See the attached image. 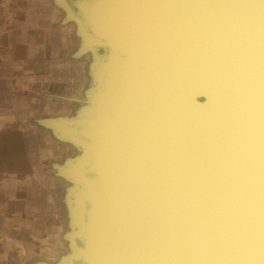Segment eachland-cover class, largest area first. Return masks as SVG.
<instances>
[{
    "label": "water",
    "instance_id": "95a60500",
    "mask_svg": "<svg viewBox=\"0 0 264 264\" xmlns=\"http://www.w3.org/2000/svg\"><path fill=\"white\" fill-rule=\"evenodd\" d=\"M61 5L105 54L51 121L79 153L57 264H264V0Z\"/></svg>",
    "mask_w": 264,
    "mask_h": 264
},
{
    "label": "crops",
    "instance_id": "0c3cea01",
    "mask_svg": "<svg viewBox=\"0 0 264 264\" xmlns=\"http://www.w3.org/2000/svg\"><path fill=\"white\" fill-rule=\"evenodd\" d=\"M60 1H0V163L9 162L6 166L0 165V183L12 185L20 181L16 190H11L12 195L9 191L6 194L16 198L18 195L34 197L37 210L43 205L32 191L41 193L46 187L42 185L41 176L34 175L36 178L32 181L29 174L52 171L44 164L43 157L46 151H55L51 149L49 137L52 132L47 134L38 127L47 122L55 125L51 123L56 121L54 119L74 117L78 107L72 116L63 114L62 107H67L62 106L61 98L67 101L69 96H83L87 87L78 89L79 80L87 79L88 84L90 78L89 62L79 64L78 60L91 56V52L83 45L79 50L76 24L66 16ZM14 172L19 175H12ZM30 200L24 199L21 207L16 202L11 210L0 200V204H4L1 219L7 222L12 212H16V218L19 215L17 224L25 222L21 219H30L25 214ZM4 226L8 225L4 223ZM33 228L38 230L37 226ZM20 243L14 240L5 252L10 254L15 248L23 251L18 248Z\"/></svg>",
    "mask_w": 264,
    "mask_h": 264
},
{
    "label": "rangeland",
    "instance_id": "374dc122",
    "mask_svg": "<svg viewBox=\"0 0 264 264\" xmlns=\"http://www.w3.org/2000/svg\"><path fill=\"white\" fill-rule=\"evenodd\" d=\"M93 59L94 57L91 54V56L88 55L86 59L84 58V60L79 59L78 63L81 64L82 62L86 61L91 63ZM90 83L91 78H89L88 84L87 79H80L78 89L84 90L90 85ZM75 96H69L72 100L70 98H67V101H65L64 97L61 98L62 102H64L62 103V106L67 107H62L63 114L65 113L69 114V116H72L76 108L83 105V101L85 100L84 95H81L80 97ZM62 119H64V117H62ZM49 123L50 122L44 123L42 124L43 126L38 128L47 132V134H49V131L52 132L53 137H49L51 138L52 142L51 149H54L55 151L54 153H52L51 151H46L45 158L43 157V159H45L44 164L48 166V168H50L52 171L48 172L46 170L44 174H29L32 175V181H34V178L41 176V180L43 181L42 185L44 184L43 186L46 187L41 189V193H34L32 191L34 195H37L40 204L43 205L41 206L40 210L34 208V205L37 204L34 197L28 198L27 196L22 197L18 195V197L16 198L14 197V194V196L6 194V192L9 191L12 195L11 190H16V185L21 184L20 181L13 182L14 185H10L9 183H0V200L6 202V206L8 205L7 207L9 210H11L13 206L16 207V202L20 203L21 207V205H23L22 202L24 199H32L28 204L30 208H28L27 213H25L30 219H21L25 222L17 224V218L19 215L17 214L16 218V212H12L9 214L7 222L2 220L0 215V264H56L60 259V256L68 252L66 241H64L62 238L63 234L67 230H69L67 227V218L64 210L65 208L62 204V197L64 189L69 186V182L67 183L66 180L65 182L56 170L57 167H61V164H64V161L66 159H68V163L72 162L73 159L71 158H74L75 156L77 157L79 153L78 150L72 147V145L67 141L62 142L57 138V136L55 135V128L58 127V124L50 125ZM47 146L48 145H46V147ZM59 151L60 153L57 154V152ZM8 163L9 162L7 160H3L0 165L6 166V164ZM53 164L54 166H52ZM11 174L19 175V173L17 172ZM34 175H36V177ZM42 175H45V177L43 178ZM5 185L9 188L6 189L4 187ZM44 189L45 191H43ZM53 194H55V196ZM5 196H7V198ZM9 204L11 205V207ZM2 207H4V204H0V212H2ZM20 207H18V209ZM4 223L8 226H4ZM33 226H37L38 230H35ZM16 239L21 242L18 248H23V251L18 252V249L15 248V250H10V254L6 253V248H10L11 243H13V241ZM15 246L16 245H14V247Z\"/></svg>",
    "mask_w": 264,
    "mask_h": 264
},
{
    "label": "bare ground",
    "instance_id": "6f19581e",
    "mask_svg": "<svg viewBox=\"0 0 264 264\" xmlns=\"http://www.w3.org/2000/svg\"><path fill=\"white\" fill-rule=\"evenodd\" d=\"M5 1V0H4ZM65 1H67V3H68V5H69V7L71 8V10H75L76 9V4H77V1H79V0H61V2H64L65 3ZM71 1V4H69V2ZM72 4H74V6H72ZM94 51H96L95 52V56H94V59H93V61L91 62V63H93L94 65H97L98 64V62H102L103 61V55L105 54V51L104 50H101V49H97V50H94ZM90 63V64H91ZM93 84V83H92ZM92 86V85H91ZM89 87V86H88ZM87 87V88H88ZM86 90V89H85ZM84 101H83V104H85V101H86V98H85V96H84ZM83 107V105H81V106H79L78 108H77V110H79L80 108H82ZM69 118H73V117H69ZM66 119H68V118H66ZM63 120V119H62ZM60 121V120H59ZM60 140V139H59ZM60 141H62V142H65V141H63V140H60ZM69 143V142H68ZM70 144V143H69ZM69 161H70V159H69ZM68 162V161H67ZM66 163V162H65ZM63 164H61V166H62ZM65 165V164H64ZM66 254V253H65ZM65 254H63V255H65ZM62 255V256H63ZM62 256H60V257H62ZM57 264V263H56ZM62 264V263H61Z\"/></svg>",
    "mask_w": 264,
    "mask_h": 264
},
{
    "label": "built area",
    "instance_id": "2783aa9c",
    "mask_svg": "<svg viewBox=\"0 0 264 264\" xmlns=\"http://www.w3.org/2000/svg\"><path fill=\"white\" fill-rule=\"evenodd\" d=\"M2 2H4V0H2Z\"/></svg>",
    "mask_w": 264,
    "mask_h": 264
}]
</instances>
